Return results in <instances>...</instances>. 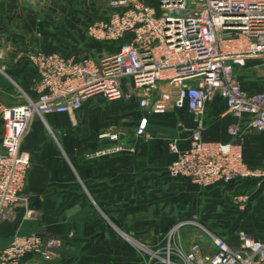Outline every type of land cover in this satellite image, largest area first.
<instances>
[{
  "label": "crops",
  "instance_id": "obj_1",
  "mask_svg": "<svg viewBox=\"0 0 264 264\" xmlns=\"http://www.w3.org/2000/svg\"><path fill=\"white\" fill-rule=\"evenodd\" d=\"M93 1L0 0V109L23 103L24 95L35 98L36 74L27 53L38 49L79 60L117 49L121 42L89 34L94 22L106 18ZM257 64L248 59L236 69L246 92L264 93V69ZM142 117L145 131L136 135ZM201 122L203 140L212 142H227L236 126L244 163L264 170V131L246 129L244 119L228 113L221 98L206 104ZM192 128L187 109L165 103L147 112L133 101L97 96L76 111L43 119L34 115L20 149L31 163L24 195L38 217L25 220L18 209L13 221L0 225V249L15 235L40 230L55 237L58 246L28 255L21 264H143L137 241L155 245L177 222L190 219L232 246L239 231L264 242L262 182L249 178L200 187L169 177L175 155L168 144L186 149Z\"/></svg>",
  "mask_w": 264,
  "mask_h": 264
},
{
  "label": "built area",
  "instance_id": "obj_2",
  "mask_svg": "<svg viewBox=\"0 0 264 264\" xmlns=\"http://www.w3.org/2000/svg\"><path fill=\"white\" fill-rule=\"evenodd\" d=\"M154 1L152 6L143 0H112L107 17L88 32L121 43L96 59L75 60L38 49L27 53L36 74L35 98L24 95L23 103L3 109L0 116V225L13 221L18 209L25 220L38 217L24 195L31 163L20 149L32 117L76 111L96 96L133 101L147 112L165 103L187 109L194 128L186 149L168 144L175 155L167 167L170 178L200 187L249 178L264 184V170L249 169L243 161L236 126L229 129L227 142H212L203 140L201 122L206 104L219 97L228 113L244 119L246 129L264 131V93L244 91L236 76L248 59L264 69V0ZM146 123V117L139 119L136 135L143 134ZM57 246L55 237L41 231L16 235L0 249V264H21L25 256ZM139 250L144 264H264V242L239 231L232 246L195 219L177 222L159 246Z\"/></svg>",
  "mask_w": 264,
  "mask_h": 264
},
{
  "label": "rangeland",
  "instance_id": "obj_3",
  "mask_svg": "<svg viewBox=\"0 0 264 264\" xmlns=\"http://www.w3.org/2000/svg\"><path fill=\"white\" fill-rule=\"evenodd\" d=\"M94 2V1H93ZM112 2V0H99V1H97V0H95V2L94 3H98L99 5H100V9H102L103 11H104V14H105V17H107V15L109 14V12H110V3ZM103 14V15H104ZM3 109H5V108H2V109H0V116H1V111L3 110ZM2 134H3V123H2V121H1V118H0V136H2ZM172 179V178H171ZM172 180H178V179H172ZM36 231H40V230H36ZM36 231H34V232H36ZM42 232V231H41ZM167 232V231H166ZM165 232V233H166ZM33 233V232H32ZM16 236V235H15ZM14 237V236H13ZM12 237V238H13ZM12 238H11V240H12ZM123 238H125V236L123 235ZM162 238H163V235L160 237V239L158 240V242L155 244V245H148V244H145V243H143V242H141V241H137L136 242V247L138 248V252H139V255L142 257V258H144V253L143 252H141L140 250H139V248L140 247H144V246H146V247H151V248H153V247H156V246H159L161 243H162ZM10 240V241H11ZM9 241V242H10ZM9 244V243H8ZM29 255H35V254H29ZM28 256V255H27ZM26 257V256H25ZM24 257V258H25ZM144 264V263H143Z\"/></svg>",
  "mask_w": 264,
  "mask_h": 264
}]
</instances>
